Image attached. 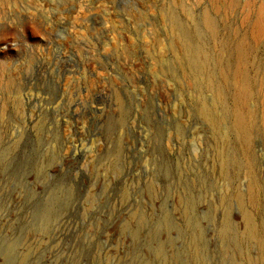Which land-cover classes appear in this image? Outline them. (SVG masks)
I'll return each instance as SVG.
<instances>
[{
  "label": "rangeland",
  "instance_id": "1",
  "mask_svg": "<svg viewBox=\"0 0 264 264\" xmlns=\"http://www.w3.org/2000/svg\"><path fill=\"white\" fill-rule=\"evenodd\" d=\"M0 264H264V0H0Z\"/></svg>",
  "mask_w": 264,
  "mask_h": 264
}]
</instances>
